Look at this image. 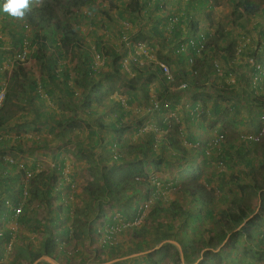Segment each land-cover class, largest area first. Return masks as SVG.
<instances>
[{
  "label": "crops",
  "instance_id": "crops-1",
  "mask_svg": "<svg viewBox=\"0 0 264 264\" xmlns=\"http://www.w3.org/2000/svg\"><path fill=\"white\" fill-rule=\"evenodd\" d=\"M41 1L43 0H31L30 10L37 8ZM237 1L238 0H234V2L231 0H220L217 6H221L222 4L226 6V11L221 15L223 19H225L227 14L232 16ZM4 2L5 0H0V76H2L0 79L8 81L13 71V77L15 73H18V67L16 68V65L12 62V57L16 49L20 47L18 41L20 38L18 39V37L25 36L29 37L32 47L30 54V51H28L29 62L26 65H22V72L26 74L27 77L32 76L37 81H40V79L50 74L49 70L45 69L42 65V62L32 55L40 46L37 45V42L35 43L32 41L33 34L27 33L25 30L21 29L24 18L17 19L3 11ZM108 2L110 1L105 0L101 2V0H93L90 4L82 6L78 11L76 16L81 14L82 17H72L70 19L75 38L78 41L70 50L64 52L58 49V51L54 52L53 46L56 41H58L59 35L51 36L52 29L50 27H48V29L45 28L46 31L43 35L48 36L45 42V50L48 51V54H52L53 57L57 59L58 64L64 65L65 71H69L72 80L78 75L77 72H75V67L89 58H91V73L93 77H99V75H97L99 73L112 74L115 69L112 64V57L106 55L105 52L107 50H111V52L112 50L118 53L121 52V57L119 61H117L116 67L121 71V76L127 79L129 85L131 84V79H133V81L137 80L131 84L133 88L127 89L123 87V93L121 92V95L111 94L100 101L92 99L88 105L90 109L93 108V101H96L95 104L103 109V116L96 118L98 120L90 118V115L94 113V109H91L89 112H87L88 110L82 111L85 116L81 115L73 119V121H71L72 119H68L65 122H61L62 119L64 120L67 117V111L65 108H61V105L69 102L64 95L63 86L60 85L59 82L62 80V77H60L56 84L48 80L49 85L44 86L46 87L44 89L42 88L43 96L41 100L35 99L31 101L32 104H29L26 101V94H21L18 98L14 97L12 99L11 103L8 104L9 110L8 114L5 116V124L0 126V136L3 140L10 136L12 139H18L19 142H23L22 144L24 147L22 150L24 153L22 155L25 154L32 158L33 156L43 158V160H40V164L38 161H32L30 164L23 160L20 162L25 164L28 171L27 175L29 174L31 177L40 173L54 174L57 177L55 186L53 185L55 195H57L56 192L64 186L65 188L60 193V195L64 197L67 195V184L72 188L71 193L73 192L74 194L76 190L70 181L66 180L68 183L63 185L64 182L59 180L63 172L62 170L59 171L57 166H59L63 160L61 158L62 151L60 147H55V144L72 143L79 146L77 147L78 151L81 150L82 153L87 152L89 146L80 143L81 141L91 146L97 144L98 147L100 146V150H102L101 153L107 155L109 154V145L113 141L114 134L108 131V136L102 129L110 128V125L115 122L116 115H122V122L126 125L125 127H127V129L121 137V146L123 150L126 151V155L128 154L127 149L129 148L138 152L136 155L132 154L131 157H125L127 161L139 160L145 155V152L143 153L142 149L139 147H152L155 156H159L160 167L162 166L165 167V169H169V171L166 169L168 174L164 177L169 181L165 189L172 190L175 187L174 190H176L173 194L169 195V199L170 197H172V199L168 203L165 201L162 202L163 206L169 207V209L162 211V219L168 220H165L163 223H171L173 226V230L171 229L165 232V234L169 235L171 238L158 242L157 245L152 247L153 249L145 252L148 253L157 250V248L159 249L163 244L169 243L173 247L172 250L178 251V264H197L202 259L201 255L206 251L219 253L220 256L225 258L224 264H264V244L257 242V238H264V222L260 228L252 229L249 227L250 221L248 220L246 223L243 222L239 226L235 225L232 232H227L230 226L229 222H231L229 215L238 213V211L233 212V209L238 207L244 208L243 206H238L240 198L244 194L243 189H241L243 188L242 184H244V180L248 178L250 173L251 177H253L251 178V182L253 181V183L248 187L252 189L251 191L253 194H256L254 190L256 188L253 186L257 187V182L262 181V177L264 176V170L260 171L259 169L262 157L249 154L251 152L249 149H243L245 145H243L244 142L241 140L240 133H253L258 126L256 122L257 118L253 114L252 104H249L250 107H246V109L243 110V114L239 117L242 120H239L238 117H235L236 119L232 118L234 116L232 114H230L232 117L229 116L226 118L224 116L226 114L225 112H228L227 108L230 102L220 99L218 96L223 90H228L227 92L233 90L234 81H238L243 86L251 85L249 88L250 92L248 91L246 95L248 99L246 96H243V92L240 90V97L250 103L253 102L252 93H254L255 96H259L256 92H259L261 89L264 90L261 88V86L264 85L263 82L258 88H254V92L252 73H250L251 65L247 62L248 52L243 51V53H246L243 55L240 53L238 55L240 51L238 50L235 53L237 56L234 55V60H232L230 66L218 60H212L209 64L200 62L197 72L194 70V64L190 63L189 60L187 61V55L180 54L179 50L186 51V53L190 50L187 45L178 47L179 41L183 39L186 40L187 37L193 39L195 35L203 34L208 29H215L217 20H215L214 10H216V6L209 8L210 6L208 7L207 4L203 3L200 6L198 0H190L189 2L191 3L189 4L185 0H163L166 12L172 11L182 16L181 21L175 23L179 25L180 36L176 41H169V36H172L175 30H171L172 27L169 28V26L159 22L161 11L155 9L157 0H138L139 9H136L135 22L131 18L132 11L126 9V11L122 10L121 8H123V6H119L118 9L114 11H109ZM104 10L114 19L112 22L103 15ZM121 12H123L124 18H130L129 22L119 19L118 13ZM211 14L216 21L214 24L210 19ZM232 18H229V20L231 21ZM231 23L239 30L235 39L232 37L228 39L235 41V47L243 42L244 44H248V46H252L248 47V49L253 50L255 47L258 48L261 43V38L257 33L262 37L264 36V5L261 6L254 15H243L235 22L231 21ZM216 24L218 28L221 23L219 22ZM226 25L227 23L225 22L223 26L225 27ZM121 26H123V29L120 28ZM117 31L125 32L123 36H127V40L122 39L123 36ZM42 33L43 31H41V34ZM102 46H104L103 49L106 50L104 54L99 57L97 53H103ZM199 57L198 55V57L194 59L197 61ZM258 58L264 62V48L258 49ZM213 61L217 66L214 67ZM159 65H166L169 67L171 79L165 80L162 75L159 74L157 69ZM216 67L219 69L221 68L222 71L219 73L215 71L214 73V68ZM190 73H192L193 76L192 74L190 75ZM232 76L233 79L231 78ZM139 77H141L142 80L146 79L149 81L144 89ZM94 80L97 81L100 80V78H95ZM105 81L108 80L106 79ZM70 82L73 81L70 80L69 83ZM13 83L12 86L14 85ZM98 84L101 85V82H98ZM182 85L185 86L181 87ZM85 90H91V88H84L83 91ZM48 91H51L52 94L49 95ZM27 97L29 98L30 95ZM59 101H61V104ZM73 103L75 104L76 100H73ZM83 106L88 107L84 104ZM58 107L61 110H59ZM216 108H220L219 113L216 112ZM34 112L36 115H34ZM45 113L47 114L45 119H41L40 116ZM110 113H113V116H111ZM107 114H109L108 117ZM87 115H89V117H87ZM127 115L130 117H126ZM247 115H249V124L245 129L242 124L246 125ZM197 118L199 120H197ZM236 120L238 122L241 121L242 124L239 122L240 128L239 126L236 128ZM28 121L35 122L34 125L37 128L36 132H30L23 128L21 133L16 134L12 129L15 124L21 125ZM84 121H86V123H83ZM57 123L63 124V128L57 127ZM83 124L86 125L87 131H84L82 127ZM219 129L226 134L227 138L223 150L227 160L224 169H226V167H228V169L238 166L243 167L242 172H244V174H242V178H227L226 172H223L224 170L220 169L219 165H214V162H211L210 157L217 154V152L212 151L206 154L203 150H194L197 146L201 147L206 138L213 135L215 130L219 131ZM109 130L112 129L110 128ZM39 133L40 135L38 136L37 134ZM108 137L109 140H104V138L108 139ZM40 140L41 143L37 144ZM197 141L198 143L194 145ZM37 145L39 148L44 149L35 153ZM51 146L53 147L51 148ZM70 146L69 144L68 147L70 148ZM26 147L29 149H26ZM47 148L50 153L47 152ZM238 149L244 150L241 157L242 160H240L241 158H233L232 152L238 153ZM0 153L2 154L3 151L0 150ZM148 154L151 156L150 152L146 155ZM239 154L241 155L242 152ZM246 154L253 156L251 157L252 161L248 167L244 166V164L247 163ZM4 155L13 157L15 156V152H6ZM74 159L78 160L75 157ZM44 161L50 162L48 164L50 167H40ZM52 161H56V166ZM58 161H60L59 164H57ZM77 162V165L83 163L81 161ZM206 163L210 166H203ZM197 166L201 167L202 170H198ZM145 170H149L147 165ZM54 171L56 173H54ZM76 171L75 173L77 175L80 171L82 173V170L79 171L78 168H76ZM11 173L22 175L19 170H13ZM75 185L76 187L80 186L82 188L78 183ZM172 185H174V187H172ZM134 189L133 191L135 192L141 190L137 187ZM80 192H82L81 189ZM10 196H12V194ZM29 196L31 197V195ZM68 197L72 199V196L68 195L67 198ZM35 201L39 203L38 199L32 200V203H35ZM52 202L53 205L55 204L54 206H56V202L54 200ZM257 205L253 214H256L255 212L257 211L258 213L254 218H264V213H261V211L259 212ZM54 206L53 210L56 209ZM134 206L136 207L132 202L126 205V213H129ZM37 210H40V208L36 209L35 207L34 213ZM169 211L172 212L171 215H167ZM251 219L253 218H250V220ZM4 220L9 219H5V215L4 217H0V232L8 231L9 226L7 225H10L13 231L18 229V225H16L14 221L9 223V221L5 222ZM221 222H225L224 226H222ZM243 226L245 228V235H247L246 231L250 230L248 234L251 235V239L246 243V237L242 234L239 238L240 242L238 241L235 245L236 251H232L227 247L228 236L237 232ZM94 227L98 228V224ZM62 228L63 227L59 229L58 227L54 232L60 233ZM221 232L228 233L222 240L216 237V235ZM119 234L122 236L125 233L121 231ZM153 235L154 239L152 241H154L156 238L155 236H157L156 228H153ZM82 237H86V234L84 233ZM244 247L247 248L248 254L242 256L240 250ZM33 249L32 252L36 250ZM54 249V258L56 259L60 252L58 247ZM143 253L144 252L136 254L142 255ZM16 264H20V262L18 261ZM205 264H220V262L217 259V261H209Z\"/></svg>",
  "mask_w": 264,
  "mask_h": 264
},
{
  "label": "trees",
  "instance_id": "trees-1",
  "mask_svg": "<svg viewBox=\"0 0 264 264\" xmlns=\"http://www.w3.org/2000/svg\"><path fill=\"white\" fill-rule=\"evenodd\" d=\"M92 1L93 0H52V2L51 1L48 2V1L43 0L41 1V3L39 4L37 8L31 9L26 13L21 29L25 30L27 33L33 34L32 41L35 43L37 42L38 43L37 45H39L40 47H38L35 53L32 55L34 56V58L42 62V65L45 67V69L49 70L50 74H48L43 79H40V81L38 80L39 81L38 82L32 76L27 77L26 74L22 72V65L20 62H14V65H16V68L18 67V73H15L13 77V72H14L13 71L11 75L9 76L8 81L0 79V80H3V81H0V83H4L6 85L4 100L2 104L0 105V126H3L5 124V116L6 114H8V110H9L8 104L11 103L14 97L18 98L19 96H21V94L23 95L26 94L27 96L30 95L29 98L26 96V101L29 104H32L31 101L35 99H38V100L42 99V96H43L42 91L44 88H46L44 86L49 85L48 84L49 81L51 83L56 84L59 81L60 77H62V80L59 81L60 85L63 86L62 89L64 91V95L69 100V102H66L65 104L61 105V108L70 109L71 105L74 104L73 100L75 99V96H76V89L75 87L71 86V84L69 83L70 80L84 88H87V89L91 88V90H85V91H82L81 93V96H82L81 103H83L85 106H88L90 101L92 100L90 99V97H92L96 101H100L112 93L113 86H110L109 88L104 89V91H102V88L99 87L101 85L98 84V82H101V80H106V79L110 81L115 80V83L120 82L121 87H125L127 89L133 88L132 87L133 85L131 86V84H133V82H136L137 80L133 81V79H131L130 80L131 84L129 85V83H127V79H124L121 76V71L119 70V68L116 67L117 61H119L121 57V52L118 53L115 50H112V52L111 50H107L105 52L106 55H109L112 57V64L114 65L115 69L112 74L111 73L97 74L99 75L100 80L95 81L94 80L95 77H93V74L91 73V65H92L91 58L85 60L84 62L82 61L78 66L75 67V70H76L75 72H77L78 75H76V78L72 80L69 74V71H65L64 65L58 64L57 59L54 58L52 54H48V51L45 50L46 48L45 42L47 41L46 39L48 38V36L43 35V34L46 31L45 28L48 29V27L52 29L51 36L59 35L58 41H56V43L53 46L54 52L58 51V49H61V51L63 50L65 52L73 48V46H75L76 43H78V41L75 38L74 30L70 24V19L72 17H82L80 13H79L80 15L76 16L78 14V11L80 10L82 6H85L86 4H90ZM103 1L105 0H101V2ZM118 1L121 2L120 3L121 6L123 7L125 6L126 10L132 11L131 18L135 22L136 20L134 18L136 16V9L137 10L139 9L138 0H124V1L118 0ZM185 1L188 4L191 3L189 2L190 0H185ZM231 1L234 2V0H231ZM208 2H209V5H208ZM202 3L207 4L208 7L210 6L209 8H212L214 6L217 7V5H219L220 3V0H198V4L200 6ZM263 5H264V0H258V1L238 0L235 4L234 12L232 13L233 20L231 19V21L235 22L237 19L241 18L243 15H254ZM155 9L158 11H161V18L159 22H161L163 25L169 26V28L172 27L171 30L173 29L175 30V33L172 36H169L168 38L169 41H176L178 37L180 36V29L178 28L179 25H176L175 23L176 22L179 23L181 21L182 16L176 12H172V11L166 12V8H165V4L163 0H157V4H155ZM239 9L242 11H240ZM103 15L106 16L110 22L114 20L113 18H111V16L107 14L106 10L103 11ZM118 17L120 20L125 21V22H129V19H130V18L128 19L124 18L123 12L118 13ZM232 24L233 23L228 22L226 26L229 27ZM120 28L123 29V26H121ZM41 31H43L42 34H41ZM117 32L122 36L125 34V32H122V31H117ZM257 35L260 36L261 38V43L258 48L255 47L253 50L248 49V47H252V46H248V44H244L243 42L239 44L237 47H235L236 45L235 41L228 40L230 36V31L226 30L225 27L222 24H220L218 28L216 27L215 29H212V30L208 29L203 34L195 35L193 39H190V37H187L186 40L183 39L182 41H179L178 47L181 45H187L188 49L190 50L188 51V53H186V51L179 50V48L178 50L180 54L187 55V61L189 60L190 63L194 64V70L196 71L199 70L198 66L200 62H204V64H209V62L210 61L212 62V60H218L230 66L232 63V60H234V55L238 50H240L238 55L240 53L241 55H243L246 52H248L247 57L248 58L252 57L253 59H256L260 65L259 67H256L255 65H251L252 72L250 71V73H252V78H255V82L253 83L254 84L253 89H254V88H258L264 82V62H262L258 58V49L264 48V36L262 37L259 33H257ZM164 37H167V36H164ZM127 38H128L127 36L122 37V39H126V40ZM18 39H19L18 41H19L20 47L16 49V52L14 55H16L20 51L25 50L26 48L28 49V51H30L29 52L30 54L32 43L30 42L29 37L19 36ZM103 47L104 46H102L103 53L102 54L97 53L99 57L100 55H103L104 51L106 50V49H103ZM198 51H201V52L198 53ZM243 51H246V52L243 53ZM198 55L200 57L196 61L194 58L198 57ZM213 65L214 67L217 66L214 63V61H213ZM157 69H158L159 74L162 75V77L165 80H168V77H166L163 74L162 68L158 66ZM214 69H215L214 73L215 71L217 73L222 71V69L221 68L219 69L218 67ZM58 72H60L61 75ZM191 74L192 73H190V75ZM0 78H2V76H0ZM139 78L141 79V77ZM141 82H142L143 89L149 83V81H147L146 79L145 80L141 79ZM12 83L14 84L13 86H12ZM0 90H1V86H0ZM227 91L228 90H223L218 95L220 99H224L230 102L227 108L228 112H225L226 114L228 115L232 114L234 115L233 117L232 115H230L232 118L238 117L239 120H242L239 117L243 114L244 112L243 110L246 109V107H250L249 104H252L253 114L256 116V118L264 120V96H261V97L255 96V94L252 93L253 102L250 103L246 100H243L239 96V93L237 91L235 90H231L229 92ZM254 92H255V89H254ZM48 93L49 95L52 94L51 91H48ZM246 98L248 99L247 96ZM216 112L219 113L220 108H216ZM73 119L71 121H73ZM197 120L199 119L197 118ZM239 122L241 123V121ZM239 122L236 120V124H237L236 128H238V126L240 125ZM34 124L35 122L28 121L27 123H22L21 125L15 124L12 127V129L16 132V134L21 133V131H23V128L30 132L31 131L36 132L37 128L35 127ZM63 126H64L63 124L57 123V127L63 128ZM125 126L126 125H124V123L122 122V115L121 116L116 115L115 122L110 125V128L113 130L112 132L114 134V137H113V141L109 145L110 150H108V152L111 153L113 156L112 157L110 156L111 157L109 159L110 164L108 165V167L104 166L101 169L102 173H100L101 181H100V187H98V191H97L98 193L94 194V192L91 190L88 193V196H89L88 200H92V201L94 200V202L92 203L87 202L88 203L87 209H92L95 207H97L98 209L97 215L94 218V220L101 218L104 214L103 211H101L100 206L98 205L99 203H96V201H98L100 198L99 196L107 195L109 198H112L113 200H115V202H117L116 200H118V197H114L113 193L114 194L118 192L126 193L127 191L130 190L131 185L132 186L134 184L143 185L144 182H147V181H136L134 180V178L138 176H141V177L145 176L147 173L145 170L146 165L148 163L152 164V161H154L152 157H156L152 147H146V149L145 147H139L142 150L145 149V151L147 150L148 152H150L151 158L143 157V159L127 161V159L125 158L126 151H124L121 146V139H122L121 137L123 133L125 132V130L127 129V127ZM259 127H260V123L258 124L257 129L253 131L252 133L253 136H251L253 138L257 137L256 141L254 140L255 138L254 139L248 138L245 133L244 134L240 133V134H241V140L244 142L243 145H245V148L243 149L251 148V150H249L251 153L249 154H255L257 157H262V161L259 167L260 171H262L264 170V136L261 137L260 139V132L258 130ZM205 141L201 147L197 146L194 150H203L205 153L207 150H209L210 152L215 151L217 152V154H214V156L210 157L211 162H214L213 163L214 165H221V164L225 165V162H227V160H226V156L223 150L225 148V144L227 141L226 134H224L222 130L220 129L219 131L215 130L214 134L206 138ZM197 143L198 141L194 143V145H196ZM22 148H23L22 143L19 142L18 139H12L10 136L5 140L0 139V150L3 151L2 154L0 153V188H1L0 190L1 191L0 192V199H1L0 200V217H4L5 215V219L7 218L9 219V220H4L5 222L9 221L10 223L11 221H14L16 225L33 221L31 217H33L34 215V209L27 210V208L33 199H36V198L39 199L40 203L43 204L45 208L50 210V213H51L50 215L52 216V219L56 221L57 223H61L63 225V228L62 230H60V233H57L55 236L51 231H47L44 240H42V242L40 243V250H35L34 251L35 253H33L32 250H30L28 254L30 258L32 259V261H36L42 256H47L51 259H54L53 258L55 256L54 248L56 245V247H58V250L60 252V254L58 255H63V256L68 257L67 251L65 249L66 248L65 242H67V244L71 243V240H72L71 234H73V237L80 235L78 234L79 229H80V232L82 233V230H83V233H85L87 236H91L92 234L96 236L97 232H99L100 229L94 226L93 228L91 227L89 228V227H85L81 225H76L75 222H73L72 231L67 228L66 223H68L71 220L70 214L72 213V209L69 206L65 207L64 212L61 213L63 211L62 204L64 205L65 200L60 195V193L65 187L62 186L56 192L57 195H55L53 185L55 186L57 177L51 173H48V174L40 173V174H35L32 177L30 176L31 178H28V176L26 175L28 171L24 163L20 162V160L15 161L13 160L12 157L8 155L6 156L4 155L6 154V152L9 153L10 151H13V150H17L19 152L22 151L21 153H24ZM237 152L238 153L235 152V155L233 156V158H241L244 150L238 149ZM241 152L242 154L240 155L239 153ZM249 154L245 155L247 156V159H246L247 163L244 164V166H247V167L250 165V162L252 161L251 157H253L252 155H249ZM159 163H160V160L158 164ZM60 165L57 166L59 171L61 170ZM203 166H210V165L206 163ZM197 169L200 171L202 170L201 167L199 166H197ZM13 170H17V171L19 170V172H21L22 175L11 173V171L13 172ZM113 173L116 174V177L114 179H112ZM263 180H264V176H263ZM150 184L151 185H149L147 189H149L150 187L151 189L145 190V191L148 195L153 196L155 204L153 206L150 205L151 211L149 215L150 217L152 216L156 217L155 215L156 213H158V216H160V213L158 211H164L166 209H169V207H165L162 205L163 199H162V195L157 193V183L150 182ZM255 188L256 189L254 190L257 194V197H258L257 200L259 202V211H261V213H264V192L262 193L260 192L264 187L257 186ZM163 189H165V187H163ZM67 190H69V193L72 191V188H70L69 184H67ZM69 193L67 195H69ZM11 194L12 196H10ZM97 194H99V196ZM29 195H31V197ZM53 200L56 202V206H54L55 204L53 205V202H52ZM135 205L136 207L133 210L134 215L131 217L127 215V213H123L122 211H120L119 208L115 207L116 212L108 216L106 225L108 227L112 225H116L118 223L117 217L121 218L125 222H130L131 220L133 221L134 216L135 214L138 213V210L140 207L139 204H135ZM18 206H21L22 209H21L20 214L15 219L13 216V212H14V209ZM53 206L54 208H56L55 210H53ZM112 208L114 209V207ZM237 211H238L237 214L229 215V219L231 220V222H229L230 226L227 229V232L229 233L233 231L235 225L239 226L243 223V220L249 218V214L246 213L245 208L238 207ZM28 213H31L32 215L27 216ZM263 222H264V218L262 217H257V219L253 218L249 222L250 224L249 227L252 229L260 228ZM221 223H222V226H224L225 222H221ZM55 228L57 230L58 227H55ZM155 228L157 229V236H155L156 238L154 240V242H156L155 245L158 242L163 241L164 239L167 240L171 238L169 235L165 234L166 231H170L171 229L173 230V226L171 223L169 224L163 223L161 222V220H158ZM180 231H183V230H180ZM249 231H246L247 235H245V228L243 226L237 232L230 234L227 239V247L232 251H236L235 245L238 243V241L240 242L239 238L241 237L242 234L246 237L245 242L248 243L249 242L248 240L251 239V235L248 234L250 233ZM105 234L106 236L110 237V239H107V240L109 241L113 239L116 240L115 233L113 234V233L105 232ZM226 234L228 233L221 232L217 234L216 237L222 240L225 238ZM11 235L12 233L9 230L0 232V264H7V263H4L3 261L5 260L4 258L7 255L6 245L8 244V241L11 238L10 237ZM257 242L264 244V238L263 237L257 238ZM146 244L147 242L143 240L142 242L137 241L136 245L138 249H142L140 250L141 252H145V250L147 251V250L153 249L152 245L149 246L148 244L147 245ZM104 246H107V245H104ZM114 249L115 248H111L110 254L114 253L113 251ZM172 249L173 247L169 243H165L157 250L145 253L144 255L134 257V259H132L130 263L132 264H139V263L159 264L161 263L160 260L166 257L173 259L175 263H179L178 251H175ZM140 251H136L135 253L140 252ZM240 252L242 256L248 254L247 248L245 247L242 250H240ZM201 257H202V260L198 262L197 264H205L209 261H217V259L219 260L220 264H224L225 262V258L223 256H220L219 253H212L210 251L204 252L201 255ZM123 262H127V261L126 260L120 261L119 264ZM37 264H48V263L43 260V261H39Z\"/></svg>",
  "mask_w": 264,
  "mask_h": 264
},
{
  "label": "rangeland",
  "instance_id": "rangeland-1",
  "mask_svg": "<svg viewBox=\"0 0 264 264\" xmlns=\"http://www.w3.org/2000/svg\"><path fill=\"white\" fill-rule=\"evenodd\" d=\"M49 1L50 0H46ZM124 1V0H121ZM258 1V0H256ZM52 2V0H51ZM120 1L118 2V0H111L110 2H108L109 5V11H114L116 9H118V7L120 5ZM107 5V6H108ZM223 8V9H221ZM122 10L126 9L125 7L121 8ZM240 10V9H239ZM226 11V6H224L223 4L221 6H217L216 10H214L215 13V20H217V22L214 20L213 15L211 14V21L213 22V24L216 23H221L223 25H225V22L228 24V22H231L229 20V18H232V16L230 14H227L225 19H223V17H221V15L224 14V12ZM242 11V10H240ZM126 18V17H125ZM215 23V26L217 27V24ZM233 24L230 25L229 27L225 26L226 30H229L231 32L229 39L232 37L233 39H235V37L237 36V32L239 31L238 28H236V26ZM201 51H198V53H200ZM240 52V51H239ZM249 62L250 65H255L256 67H259V63L257 62L256 59L248 58L247 60ZM12 62L13 58H12ZM29 62V59H25L23 60V65H26ZM98 62V60H97ZM96 62V63H97ZM99 65V64H97ZM199 69V68H198ZM198 71V70H197ZM95 78H99V77H95ZM233 79V76L231 77ZM230 79V76H229ZM228 79V81H229ZM255 82V78H252V84ZM71 86L75 87L76 89V96L75 99L76 103L74 105H71V108H65V110L67 111V117L66 119H62L61 122H65L68 119L71 120L73 119V117H75L74 119H76L78 116H85V114L82 113L83 110H88L87 112H89L91 109H94V113L90 115V118L94 119V120H98L96 118L103 116V112H102V108L99 105H96L95 102L93 101L92 104L93 108H89L88 107H84L83 103H81V93L84 90V87L80 86V85H75L74 82H70ZM254 85V84H253ZM110 86H113V91L111 94H119L121 95L122 92V88L120 85V82H116L115 80H108V81H101V86H99L100 88H102V91H104V89L109 88ZM115 87V88H114ZM251 87V85L248 86H243L241 85L238 81H234L233 84V90L237 91L239 93L240 96V90H242L243 92V96L247 95V92L249 91V88ZM261 88L264 89V85L261 86ZM116 89V90H115ZM122 92V93H121ZM250 92V91H249ZM121 93V94H120ZM259 96H264V90H260L259 92H256ZM110 94V95H111ZM106 98V97H105ZM103 98V99H105ZM90 99H93L92 97H90ZM102 99V100H103ZM67 101V100H66ZM61 101H59L60 103ZM61 104V103H60ZM87 108V109H85ZM58 109L60 110V108L58 107ZM108 109V108H107ZM111 116H113V113H110ZM34 115H36V113L34 112ZM46 113L43 114L41 117V119H45L46 117ZM116 115V114H115ZM109 116V114H107V117ZM135 116V114H134ZM133 116V117H134ZM230 115L226 114L224 117L228 118ZM87 117H89V115H87ZM126 117H130L129 115H127ZM141 117H145V116H141ZM257 124L260 123V127H259V132H260V139L261 137L264 136V120L262 119H256ZM83 123H86V121H84ZM105 123V122H104ZM249 124V115L246 116V125L244 124L245 129L247 128V125ZM84 128V131H87V127L85 124H83L82 126ZM77 128V127H76ZM240 128V125H239ZM110 128L107 129H102L105 133H107L108 131H110V133L112 132V130H109ZM251 134V133H250ZM38 136L40 135L37 134ZM108 135V133H107ZM5 136V135H3ZM109 136V135H108ZM247 136V135H246ZM249 137V136H247ZM259 139V140H260ZM104 140H109L104 138ZM23 143V142H22ZM40 142H38L37 144H40ZM86 146H89V150L87 149V152H81V150L78 151L79 146H76L75 144L72 143H56L55 147H60L61 151H62V163L60 165L61 170H62V175L59 177V180L61 182H64L63 185H66V183H68V181H70L71 184L74 185L75 187V193L73 194V192L69 193V190L67 191L66 189V194L69 193L70 196H72V199L70 197L67 198L68 195H65L63 198L65 200L64 205L62 204V209L63 211L61 213L64 212V208L65 207H70L72 209V213L70 214L71 216V220L66 223L67 228L69 230L72 231L73 228V222H75L76 225H81V226H85V227H91L93 228V226H97L98 224V228L101 230L100 233L98 235H91V236H87L86 237H82L83 230L82 233L80 232L79 229V233L80 235L73 237V234H71L72 240L70 244H67V242H65V246H66V251H67V255L69 257L63 256V255H57V258L55 259H51L47 256H42L39 259H37L36 261H32V259L30 258L28 252L30 250H32L33 248L36 250H40V243L42 242V240H44L45 235L47 233V231H51L54 236L56 235L57 232H54V230H56L55 227H59V229H61V227H63V225L61 223H57L56 221H54L52 219V217H50L51 213L50 210L45 208V206L43 204L40 203V200L38 199L39 203L37 201H35V203H30V205L28 206L27 210H32V209H39L37 210L33 217H31L33 219V221H30L28 223H21L19 224L17 227L18 229L16 231L11 230L10 225L9 226V231L12 233V235L10 236L11 238L8 241V244L6 245L7 248V255L4 258L5 260L3 261L4 263L7 264H15L18 261L20 262V264H37L39 261H46L49 264H119L120 261H124L126 260L127 262H123L120 264H132L130 263L132 259H134V257L136 256H140L138 254H136V251H140L142 249H138L137 247V241H143L145 240L147 242V244L149 246L152 245L155 246L154 241H152L154 239V235H153V228H155V226L157 225V221L158 220H162L161 222H165L168 221L167 219H162V211H158L160 213V216H158V213H156V217L152 216L150 217V211H151V206L148 204L149 203V198L152 196L148 195L146 193L145 190H150L151 187L149 189H147V187L150 184V182H156L157 186H158V191L157 193H161L162 195V199L163 201H165L166 203H168L172 197H170L169 199V195L173 194V192H175L176 190L172 189H163V186H167L169 182L167 179H165L164 177L168 174L167 171H169V169H165V167H160V165L158 164L159 162V156L153 158L154 161H152V164H147V167L149 168V170L147 171L148 174L143 176L144 177V184H134L133 186L131 185L130 190L127 191L126 193L123 192H118V193H113L114 197H118V200H116L117 202H115V200H113L112 198H109L107 195H101L99 196V194H97L100 198L98 201H96V203H99L98 205L100 206L101 211H103V216L99 219L94 220V218L97 215V207L92 208V209H87L88 203H92L94 202V200H88V193L89 191H93L94 194L98 193V187H100V173L102 167L107 166L110 164L108 162V157L109 159L113 156L111 153L107 154V155H103L101 152L102 150H100V146L98 147L97 144L94 146H91L90 144L87 145L86 142H80ZM69 144L71 145L70 148L68 147ZM22 147L23 144H22ZM53 146H51L52 148ZM28 147H26L27 149ZM36 150L35 153H38V151H42L44 148H39V146H36ZM50 148V147H49ZM29 149V148H28ZM146 149V147H145ZM145 149H143V153L145 152V155L143 157L145 158H151V156L148 154V151ZM128 150V154L126 155L127 157H131L132 154L136 155L138 154V152L132 148L127 149ZM250 150V149H249ZM15 152V156H13V160H23L24 162L27 163H31L33 162H37L40 164L41 161L43 160V158H39V156H33L32 157H28L25 154L22 155L23 153H21L22 151H17V150H13ZM115 151V150H114ZM47 152H49V149L47 148ZM133 152V153H132ZM136 152V153H135ZM109 155V156H108ZM232 155H235V152H232ZM111 156V157H110ZM74 157L78 160H75ZM142 157V156H141ZM143 157L141 159H143ZM49 158V157H48ZM242 160V158L240 159ZM77 161H81L83 162L82 164H78L77 165ZM131 161V160H129ZM76 162V163H75ZM50 162L44 161V163H42V165L40 167L42 168H47L50 167L48 166ZM52 163H55L56 166V161H52ZM60 161H58L57 164H59ZM77 165V167H76ZM159 165V167H158ZM53 167V166H51ZM76 168L80 170H82L79 172V174L77 175L75 172ZM160 168V169H158ZM220 169H223V172H226V177L230 178L232 177V179L235 178H242V174H244V172H242L243 167H232L230 169H228V167H226V169H224V164L219 165ZM106 170V169H105ZM39 172V170H38ZM42 172V171H40ZM28 173V172H27ZM54 173H56L54 171ZM255 173V172H254ZM52 174V173H51ZM260 174V173H258ZM257 174V175H258ZM27 175V174H26ZM29 175V174H28ZM27 175V176H28ZM54 175V174H53ZM246 175V174H245ZM149 176V179H148ZM116 177V174L113 173L112 175V179H114ZM26 178V177H25ZM251 175L249 173L248 178H246V180H244V184H242L241 189H243V196L240 198V203L238 204V206H243L246 210V212L249 214V217H251L252 215L253 218L257 215L258 211L254 213V209H256V205L258 203L257 200V196L256 194H253V192L251 191L252 189L248 186H250L253 181L251 182ZM130 179V178H129ZM68 180V181H66ZM250 180V181H249ZM150 181V182H149ZM251 182V183H250ZM76 183H78L79 185L82 186V188L80 186L76 187ZM246 183V184H245ZM258 186H263L264 187V180L262 177V181L257 182ZM140 188V191H133V188ZM256 187V186H253ZM80 189L82 190V192H80ZM261 193L264 192V188L260 191ZM80 193V194H79ZM168 195V196H167ZM71 199V200H69ZM169 199V200H168ZM33 200H37L33 199ZM135 201V202H133ZM143 201H147V202H143ZM88 202V203H87ZM133 203V205L135 204H139L141 205L142 203H146L149 205V208L147 210H145V217L143 218V220L141 221V223L139 224H131L128 228H124L121 227L120 229H122V236H120L119 231H117L116 234V240H107V236L105 234L106 230H108V226L105 224L107 221L108 216L112 215L113 213L116 212L115 207H118L120 209V211H122L123 213H126L127 207L126 205H129L130 203ZM155 204V201L153 202L152 206ZM38 205V207H37ZM114 207V209L112 208ZM135 207V206H134ZM134 207L129 211V213H127V215H129L130 217L133 216V209ZM89 208V207H88ZM257 208H259V203L257 205ZM253 209V211H252ZM237 208L233 209V212H236ZM253 212V213H252ZM37 213V214H36ZM171 211L168 212L167 215H171ZM32 215L31 213H28L27 216ZM166 215V216H167ZM136 216V214H135ZM134 216V217H135ZM36 217V218H34ZM128 217V216H127ZM65 221V220H64ZM247 220L244 221V223ZM132 220L130 222L127 223H131ZM13 227V225H12ZM45 229H44V228ZM143 228V229H142ZM21 229V231H20ZM76 233V234H77ZM9 244L11 245L10 249L8 250V246ZM146 244V245H147ZM107 245V246H104ZM114 247H113V246ZM157 245V244H156ZM56 247V245H55ZM111 248H115L113 251V254H110ZM33 249V250H34ZM158 249V248H157ZM146 251V250H145ZM152 252V251H151ZM35 253V252H33ZM141 254L140 252H137ZM147 253V252H144ZM144 253L142 255H144ZM44 258H48L49 260H46ZM161 263L159 264H178L175 263L173 261V259H170L169 257L164 258L162 260H160ZM139 264H144V263H139ZM148 264H153V263H148Z\"/></svg>",
  "mask_w": 264,
  "mask_h": 264
},
{
  "label": "built area",
  "instance_id": "built-area-1",
  "mask_svg": "<svg viewBox=\"0 0 264 264\" xmlns=\"http://www.w3.org/2000/svg\"><path fill=\"white\" fill-rule=\"evenodd\" d=\"M27 27V26H26ZM27 59V48L23 51H20L18 52L16 55H14L13 57V61L14 62H20V63H23V60ZM160 67L162 68V71H163V74L165 76L168 77V79H171V71L169 69L168 66L166 65H160ZM0 86H1V90H0V105L1 103L3 102L4 100V95H5V88H6V85L4 83H0ZM185 85H182L181 87H184ZM222 138V137H220ZM1 139V137H0ZM253 139V138H252ZM29 176V175H28ZM157 191H158V186H157ZM159 192V191H158ZM158 194H161V193H158ZM149 208V205L144 203L143 205H141L139 207V210H138V213L136 214V216L134 217L133 221L131 223H126L125 221H123L121 218L117 217L118 218V223L116 225H112L110 227H107L108 230H106V232H109V233H116L117 231H121L122 229H120L121 227H124V228H128L131 224H139L141 223V221L143 220V218L145 217V210H147ZM21 209L22 207L21 206H18L14 209V212H13V216L14 218L16 219L17 216L20 214L21 212ZM116 218V219H117ZM107 239H110L109 236H107ZM11 245L9 244L8 246V250L10 249Z\"/></svg>",
  "mask_w": 264,
  "mask_h": 264
},
{
  "label": "clouds",
  "instance_id": "clouds-1",
  "mask_svg": "<svg viewBox=\"0 0 264 264\" xmlns=\"http://www.w3.org/2000/svg\"><path fill=\"white\" fill-rule=\"evenodd\" d=\"M30 5H31V0H5L4 4H3V11L8 13L10 16L14 17V18H17V19H23L26 15V13L30 10ZM29 54H28V49H27V59H29ZM26 59V60H27ZM24 63H21V65H23ZM160 66V65H159ZM167 77V76H166ZM2 104V103H1ZM264 132V131H262ZM247 136H249L248 138H253L251 136H253V134L251 133H245ZM1 137V136H0ZM255 138V139H254ZM253 139L256 141L257 140V137H254ZM1 139H3L1 137ZM251 150V148H250ZM210 151L207 150L206 151V154H209ZM147 172V170H146ZM148 174V172L146 173V175ZM28 178H30V175L28 176ZM27 178V179H28ZM148 179H149V176H148ZM134 180L136 181H144V177H141V176H138V177H135ZM165 187V186H163ZM162 187V188H163ZM172 187H174V185H172ZM175 188V187H174ZM143 202H147V201H143ZM154 202V198L152 196V198H150L149 200V205H152ZM259 203V202H258ZM144 203L141 202V205H143ZM140 205V206H141ZM259 210V208H258ZM260 212V211H259ZM254 216V215H253ZM253 216H251L250 218H253ZM250 218L247 219V221L249 220L250 221ZM252 220V219H251ZM245 221V220H244ZM243 221V222H244ZM246 221V222H247ZM245 222V223H246ZM127 223V222H126ZM130 228V227H129ZM101 231V230H100ZM97 232V235L100 233ZM122 231V230H121ZM202 260V259H201Z\"/></svg>",
  "mask_w": 264,
  "mask_h": 264
},
{
  "label": "water",
  "instance_id": "water-1",
  "mask_svg": "<svg viewBox=\"0 0 264 264\" xmlns=\"http://www.w3.org/2000/svg\"><path fill=\"white\" fill-rule=\"evenodd\" d=\"M46 260H49L48 258H45Z\"/></svg>",
  "mask_w": 264,
  "mask_h": 264
}]
</instances>
